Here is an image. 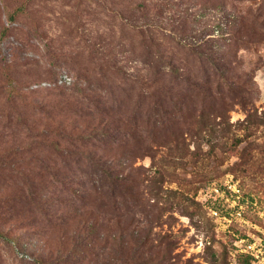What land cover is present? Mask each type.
<instances>
[{
  "label": "rangeland",
  "instance_id": "obj_1",
  "mask_svg": "<svg viewBox=\"0 0 264 264\" xmlns=\"http://www.w3.org/2000/svg\"><path fill=\"white\" fill-rule=\"evenodd\" d=\"M230 180L264 204V0H0V264H249Z\"/></svg>",
  "mask_w": 264,
  "mask_h": 264
},
{
  "label": "trees",
  "instance_id": "obj_2",
  "mask_svg": "<svg viewBox=\"0 0 264 264\" xmlns=\"http://www.w3.org/2000/svg\"><path fill=\"white\" fill-rule=\"evenodd\" d=\"M225 32H226L225 28H222V35H224ZM79 89L80 88L78 87V90ZM77 137L79 138V136H77ZM83 139L84 138H82V140ZM80 140H81V138H80ZM83 153L85 155H88V154H86L85 151ZM95 168L97 169L98 172L101 171L102 175L106 173L105 175H106L107 180H108V188L106 190H104L103 192H101L102 195L105 192V195H104L105 197L108 196L110 198L120 199L123 196H125L127 192L129 193L130 188L128 187V179H127V177H125L121 173L120 170L116 169L113 165L112 166L111 165L106 166L104 163L100 164L99 167L96 164ZM64 188L65 187H63L62 190ZM73 191L75 192V194H77L78 200L76 199L75 201H79V203H80V206L77 207L76 212H78V215L81 216L83 214L85 205L87 203V201H86L87 198L85 197V196H87V194H85L82 191L78 192L75 187L73 188ZM115 201H117V200H115ZM64 219H65L64 217H62V219H61L62 220L61 222L63 224L65 222H67ZM52 220H53V217L48 220L49 221L47 223L48 226L50 224H52ZM57 224H60V222ZM83 226L85 228V232L77 231L75 234V238H74L75 246H77L78 253H80V256L86 255V253L93 250V246H94L93 239L91 238V236L93 235L94 227L91 226L90 224H83ZM244 259H246L249 262V264H255L254 257L249 255V254H244Z\"/></svg>",
  "mask_w": 264,
  "mask_h": 264
},
{
  "label": "built area",
  "instance_id": "obj_3",
  "mask_svg": "<svg viewBox=\"0 0 264 264\" xmlns=\"http://www.w3.org/2000/svg\"><path fill=\"white\" fill-rule=\"evenodd\" d=\"M62 81H69L68 75L63 76ZM212 191L216 194V198L225 201L228 210V214H232V211L236 213L240 218H243V212L246 207H259V214L262 219H264V204L259 206L258 202L253 199H249L245 196L241 188L233 180L226 182L223 186L214 185ZM214 214L219 215L217 210L213 211ZM263 239L260 237H253L252 239L241 238L240 243L237 244L241 248V251L245 254H249L254 257L255 264H264V244Z\"/></svg>",
  "mask_w": 264,
  "mask_h": 264
}]
</instances>
